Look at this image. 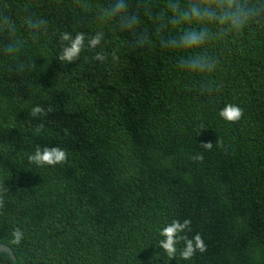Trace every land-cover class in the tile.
<instances>
[{
	"label": "trees",
	"instance_id": "16d2710c",
	"mask_svg": "<svg viewBox=\"0 0 264 264\" xmlns=\"http://www.w3.org/2000/svg\"><path fill=\"white\" fill-rule=\"evenodd\" d=\"M0 264H264V0H0Z\"/></svg>",
	"mask_w": 264,
	"mask_h": 264
},
{
	"label": "water",
	"instance_id": "95a60500",
	"mask_svg": "<svg viewBox=\"0 0 264 264\" xmlns=\"http://www.w3.org/2000/svg\"><path fill=\"white\" fill-rule=\"evenodd\" d=\"M0 253H8L12 257L13 260L16 259L14 251L8 245L1 244Z\"/></svg>",
	"mask_w": 264,
	"mask_h": 264
}]
</instances>
